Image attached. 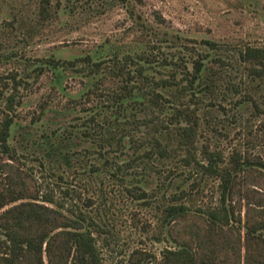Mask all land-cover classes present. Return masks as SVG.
Here are the masks:
<instances>
[{"label":"trees","instance_id":"16d2710c","mask_svg":"<svg viewBox=\"0 0 264 264\" xmlns=\"http://www.w3.org/2000/svg\"><path fill=\"white\" fill-rule=\"evenodd\" d=\"M45 72L50 89L22 123L23 91ZM73 79L82 84L74 94ZM59 94L68 101L62 111L53 108ZM246 105L252 117L264 113V45L251 42L104 41L0 74V264H106L91 183L112 181L152 204L156 192L139 182L149 171L161 186L182 175L191 181L158 205L157 238L167 245L157 264H264V190L251 183L264 178V156L206 136L210 120L201 114L237 111V122ZM210 179L217 203L194 210L187 198ZM136 254L131 264L150 258Z\"/></svg>","mask_w":264,"mask_h":264},{"label":"rangeland","instance_id":"374dc122","mask_svg":"<svg viewBox=\"0 0 264 264\" xmlns=\"http://www.w3.org/2000/svg\"><path fill=\"white\" fill-rule=\"evenodd\" d=\"M203 39L264 45V0H0V74L24 73L33 63L51 56L66 59L83 55L104 41L129 46L138 41L169 45ZM50 82L51 76L45 72L34 87L23 91L24 104L19 108L22 123H29L40 110ZM81 85L73 79L68 91L74 94ZM53 102V108L62 111L68 101L59 94ZM251 110L246 105L237 122L231 114L237 111L228 115L201 111L210 120L205 126L206 136L226 149L237 144L264 156V113L252 117L255 111ZM215 128L227 131L228 138L218 135ZM151 172H143L139 182L156 192L152 204L133 199L112 181L91 183L96 189L94 196L99 198L94 213L104 223L105 230L96 235L106 264H131L139 257L133 255L136 250L150 254L142 264H157L167 245L157 238L162 221L160 206L170 202V194L189 189L191 181L186 182L182 175L161 186ZM251 183L264 190V178ZM99 187L105 189L101 198ZM200 188L186 200L194 210L213 206L219 197L213 179Z\"/></svg>","mask_w":264,"mask_h":264}]
</instances>
